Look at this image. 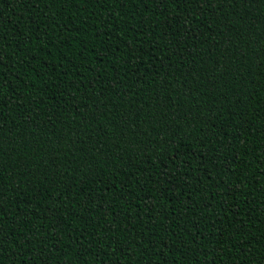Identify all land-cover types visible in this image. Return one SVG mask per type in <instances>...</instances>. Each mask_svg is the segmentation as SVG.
I'll return each instance as SVG.
<instances>
[{
	"label": "trees",
	"instance_id": "obj_1",
	"mask_svg": "<svg viewBox=\"0 0 264 264\" xmlns=\"http://www.w3.org/2000/svg\"><path fill=\"white\" fill-rule=\"evenodd\" d=\"M0 264H264V0H0Z\"/></svg>",
	"mask_w": 264,
	"mask_h": 264
}]
</instances>
